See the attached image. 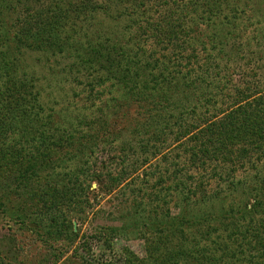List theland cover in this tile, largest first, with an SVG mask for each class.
Masks as SVG:
<instances>
[{
	"label": "trees",
	"instance_id": "1",
	"mask_svg": "<svg viewBox=\"0 0 264 264\" xmlns=\"http://www.w3.org/2000/svg\"><path fill=\"white\" fill-rule=\"evenodd\" d=\"M262 3L0 0V168L16 183L14 196L25 198L22 210H38L39 202L44 210H87L90 193L111 196L143 169L141 188L118 208L131 224L96 227L93 240L107 245L110 236L138 232L145 264H264V78L244 87L231 88L230 77L219 82L238 57L246 65L264 58ZM32 55L52 58L51 69L69 62L77 81L86 75V99L110 97L103 113L76 116L75 126L45 114L43 86L27 70ZM123 124V145L137 139L146 155L139 166L117 174L111 164L90 171L70 162L71 180L61 187L36 175L61 156L80 162ZM152 159L158 162L146 167ZM60 235L71 241L75 234ZM123 251L121 264L139 262Z\"/></svg>",
	"mask_w": 264,
	"mask_h": 264
},
{
	"label": "rangeland",
	"instance_id": "2",
	"mask_svg": "<svg viewBox=\"0 0 264 264\" xmlns=\"http://www.w3.org/2000/svg\"><path fill=\"white\" fill-rule=\"evenodd\" d=\"M261 6H264V3ZM245 13H247V17L250 16L249 9L243 8L241 14ZM251 48L253 50L254 45H251ZM252 50L249 52H252ZM29 57V59H32L28 60V74L34 77L37 74L43 86L41 100L44 104L45 114L58 112L61 119L63 117L71 119L74 125L78 121L76 116L81 118L84 114L91 118L94 114L100 116L103 113L101 103L110 98L108 93L102 94L95 104L86 99L89 89L86 83L89 78L83 75L78 81V78L74 79L72 74L68 73L67 64L69 62L60 59L61 61L54 63V68L51 69L52 58H49L48 60L51 62L47 63L45 58L34 62L37 56L32 55ZM255 58L257 57L254 56L253 63L248 65H246L247 58L244 61L239 60V57L235 59L229 69L222 72L220 84L227 77L232 78L231 88L235 84L236 87H244L247 84L262 83L264 58L260 61ZM184 64L185 61H182L181 66L183 67ZM224 73L225 77H223ZM250 75H256V78L253 79ZM232 93H234V90ZM124 124L112 128L110 132L105 134L99 146L92 148L94 153L86 151L80 162L79 160L67 161L66 157L61 156L56 161H52L51 165H46L49 168L48 171L44 168L41 171L35 170L36 175L40 176V180L43 179L42 183L46 185L51 181V184L54 182L57 187H61L65 182L71 180L68 178L69 172L66 170L70 166L68 164L70 162L73 164L70 168H74L78 163H81V165L85 164L83 166L90 171L100 163L106 164L108 168L111 164V168L113 167L111 170L115 173L119 172L124 165H128V167L131 165L139 166L146 155H141L139 152L137 139H134L135 141L127 146L123 145V142L128 140V135H124ZM63 127L67 128V126ZM42 136L44 137V135ZM63 138L65 139V136ZM15 143L16 141L12 145H15ZM33 147L23 150H26V152L33 151ZM42 147L40 143L36 145V148L40 150H42ZM17 148V145H15V149ZM132 148L136 149L135 152L130 151ZM167 151L168 149L164 150V152ZM123 159L125 161L121 163ZM157 162L152 159L146 167L151 164L155 165ZM74 169H77V167ZM142 170L139 169L137 173L132 175L134 179L131 183L130 180L125 181L122 185L123 190L115 192L116 194L101 198V196L98 197V192L90 193V200L87 204L91 206L87 205L89 207L87 210H44L41 202L37 205L38 210H22V206H24L23 199L25 200V198H22L20 193L14 196L16 194V183L9 182L3 169L0 168V264H121L124 259L123 250L132 253L142 264L147 263L145 236L138 235V232L132 231L129 233L130 235H119L113 241V236L112 238L110 236V244L107 245L102 242L99 243L95 239L93 240L96 227L117 228L123 224H131L128 220L120 219V214L128 210H118V208H124L125 205H128L131 190L136 191L141 188L144 182ZM103 172L105 173L106 170ZM29 174H31V171H28L27 175ZM96 188V184L93 183L90 191ZM8 192H11L10 200L3 197L4 194L8 197ZM23 193L25 194V192ZM68 206H71V204ZM79 217L84 218V220L78 221ZM45 219H55L57 225L49 224ZM60 222L62 223L58 232L56 229L59 227ZM63 223L64 227H62ZM62 231L75 235L71 241H66L60 235ZM139 262L134 264H139Z\"/></svg>",
	"mask_w": 264,
	"mask_h": 264
}]
</instances>
